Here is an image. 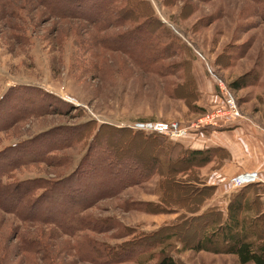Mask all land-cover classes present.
<instances>
[{
  "label": "rangeland",
  "instance_id": "1",
  "mask_svg": "<svg viewBox=\"0 0 264 264\" xmlns=\"http://www.w3.org/2000/svg\"><path fill=\"white\" fill-rule=\"evenodd\" d=\"M51 1L66 10L65 17L40 0H0V166L16 150H34L1 182L42 178L54 189L71 190L67 195L80 201L75 185L63 186L60 179L87 153L114 145L134 157L126 166L145 172L137 175L138 182L122 185L119 166L105 165L102 174L112 169L118 176L111 183L97 180L99 186L89 195L98 189L104 195L81 214L93 228L75 235L52 223L54 214L23 222L0 206V264H157L163 247L177 264H238L234 255L191 247L211 226L210 214L198 216L209 209L219 216L240 191L230 179L246 172L264 177L257 154L259 133L264 136V0H140L149 6L150 17L130 9H83L90 0ZM94 1L102 7L104 0ZM145 47L154 60L143 65ZM218 83L232 96L235 109L226 107ZM237 115L233 121L246 127L235 136L244 163L223 170L227 151L221 143H207L203 132L230 130L216 127L228 121L214 120ZM150 121L187 127L185 138L161 137V145L176 143L177 150L186 151L203 140L202 149L213 151L210 160L195 159L191 163L196 165L178 172L174 183L151 175L147 170L153 168L158 137L132 128ZM213 178L219 182L215 191ZM81 182L89 189L90 181ZM253 188L264 200V184ZM0 197L37 214L64 210L54 201L32 206L3 192ZM21 234L39 240L35 250L23 247ZM162 236L165 245L157 247ZM137 237L141 248L149 247L147 255L152 253L144 262V257L127 255ZM89 242L96 244L97 260L88 257ZM207 247L220 250L215 240Z\"/></svg>",
  "mask_w": 264,
  "mask_h": 264
},
{
  "label": "trees",
  "instance_id": "2",
  "mask_svg": "<svg viewBox=\"0 0 264 264\" xmlns=\"http://www.w3.org/2000/svg\"><path fill=\"white\" fill-rule=\"evenodd\" d=\"M40 2L47 5L54 14L65 17L66 10H61L57 3L55 4L51 0H40ZM94 3V0L88 1L86 6H89V8L84 6L83 9L85 8L89 10L92 8L93 10H100L103 7L105 9L112 7L113 11H117L118 9H130V11L135 15H143V17L152 16L151 10L145 1L144 3L142 1L141 3L140 0H104L102 7L99 5L94 6ZM91 14L94 13L90 12L89 15ZM94 17H97V15L95 14ZM145 50H147V52L144 51L143 53H146L147 55L143 54L142 59H140L141 64L143 65H146L148 62L154 60L152 53L149 52L151 48L145 47ZM161 56H164V54ZM232 85L234 87L237 86L236 83H232ZM132 134H138L142 136V133L139 132H132ZM143 135L144 136L142 137L145 139L150 137L148 135L145 136V134ZM155 136L158 137L156 139L159 145L153 149L155 150L153 168L147 171L148 173L150 172L151 175L155 173L163 179L170 180L173 183L175 180H177L174 176H176L178 172L189 170L196 165L191 162L197 158H201L203 160L202 162L208 161L211 158L210 155L213 153L211 149H191L186 151L177 150L176 143L170 145V142L169 147H167V145L163 146L161 145V137L164 136L159 134H156ZM102 143L104 144V141H102ZM114 147L116 148L115 145ZM115 148L113 150H110L109 148H106L107 150H105L103 148L104 150H97L93 155L87 153L80 160L74 171L60 179H64L65 181L63 186L70 184L75 185L74 194H77V197H83V199L81 198L80 201L73 200V198L70 197V195H72L71 190L65 191L61 187L54 189L55 187H51V183L42 180V178L31 179L28 181L21 180L2 183L1 177L5 176L7 172H11L17 167L19 163L24 162L26 157L29 159L31 156L30 154L32 151L34 152V150H16L12 152V155L5 157V164L0 166V192L13 197L17 196L20 199V202L30 201V204L33 203L32 206L37 204L35 202L42 200L46 201L45 203L47 205L54 201V204L60 205V208H63L64 210L61 212L58 210V214H56V209L49 211L50 208H47L46 211L43 209L41 213L37 214L34 213L35 210L32 208L28 207L25 209L22 207V205L16 203L13 199L8 197H0V206L3 207V209L7 212H14L20 218V220H23V222H34L39 220L40 217L43 218V216L54 214V219H52L51 222L55 223L63 233L68 235H75L82 230L92 229L93 222L81 217V214L82 209L88 207L89 204L93 202V200L95 201L104 195L101 192L102 190L99 189L97 191H93L92 195H89L92 189H94L95 185H97L98 182H101L97 180L105 179L111 183V181H114L118 174H120L119 176L123 178L120 183L122 185H131L138 182L136 178L137 175H141L145 172L137 167L126 166L131 165L130 162L134 159V157L130 156L127 151L121 153L120 150H116ZM17 160H20L21 162H16ZM45 160L50 159L46 158ZM181 164L187 165L186 167L184 166L181 168ZM105 165L112 167L113 170L117 168L116 166H119L117 169L118 171H116L118 174L115 173L116 175H113L114 173L112 169L106 174H102L106 171L103 169ZM130 173L133 174L130 175ZM133 176L135 177L133 178ZM84 178L85 180L90 181V185H88L89 189H87L86 185L81 182ZM38 182H43L45 185L37 184ZM184 187L185 186H182V188ZM39 189H41L40 192H38ZM254 190L255 189L253 188V185H249L242 188L238 193L234 194V198L228 201L225 214L220 210L221 214L218 216L217 214H212L213 210L209 209L203 214L199 215L198 217L200 218H206L204 216L210 214V220L208 222H211V226H208L209 229L205 228L206 230L203 233L202 239H200L196 245L192 246L191 249L196 251L207 250L216 253L223 252L231 254L236 257L238 264H264V200L261 198V192H254ZM201 191V189L192 190V192L196 195H200ZM69 192L70 195L68 196L67 193ZM250 193L254 194V198H250ZM90 196L92 197L90 198ZM87 197L90 198L89 201ZM79 202L81 203L79 204ZM252 212L255 213L253 217L251 216ZM218 220L220 222L217 224ZM141 235L142 238L147 236V234ZM17 236L20 238V243L23 245V247H25V249L35 250L36 243L38 244L39 242L38 239H29L23 234ZM142 238L137 237V239L133 241L134 244L127 251V255L138 260L144 257V259L140 260L144 262L151 257L152 253L147 255L149 247L146 243L144 244V249L140 247L139 242L137 241L141 240ZM165 239L166 238L163 236L159 237V239L155 241L156 246L158 247L159 245H165ZM214 240L220 244V250L217 248L212 249L207 247V245L209 246V242H214ZM88 246L90 247L87 251L88 257L93 256V258L96 260L98 257H101L99 252L94 249L96 244L89 242ZM165 253L166 251L164 250V247L158 251L157 254L159 258L157 259V264H177L176 261H174L170 256H167ZM107 254L110 256L112 255L109 252ZM107 260L110 259L107 258Z\"/></svg>",
  "mask_w": 264,
  "mask_h": 264
},
{
  "label": "crops",
  "instance_id": "3",
  "mask_svg": "<svg viewBox=\"0 0 264 264\" xmlns=\"http://www.w3.org/2000/svg\"><path fill=\"white\" fill-rule=\"evenodd\" d=\"M236 125H239L238 121H231V122H225V123L221 121L220 124L217 125L216 127H224L230 130L223 129L221 132L215 130V131H211L209 134L208 133L204 134L203 132V135L205 139L207 140V143L208 142L216 143V144L221 143L218 145H223L224 149L227 151L228 155L225 156L224 162L221 166V169L223 170L224 169L228 170V169H232L233 167L243 166V163H244L242 152H238V150H241V147L239 146V143L235 140V136L238 134L237 129L240 131L243 128L245 129L246 127L240 126V125L239 127H237ZM260 133H259V150H257V154L259 156V170H262L264 172V136L262 133L261 134ZM201 137L199 136L198 140L201 141L200 139ZM201 143L195 142L196 146H193V148L202 149ZM252 168L254 167H251L250 169ZM216 182L217 180L215 178H213V181L210 182V184L214 185L213 187L214 191H215V185L219 183V182L218 183ZM225 210H226V206L224 205L223 213H225Z\"/></svg>",
  "mask_w": 264,
  "mask_h": 264
},
{
  "label": "built area",
  "instance_id": "4",
  "mask_svg": "<svg viewBox=\"0 0 264 264\" xmlns=\"http://www.w3.org/2000/svg\"><path fill=\"white\" fill-rule=\"evenodd\" d=\"M196 54L199 57H202L199 54V52H196ZM218 86L225 91L224 94L221 93V97L224 98V103L226 107L228 108V110L235 109V102L232 96L230 95V93L225 90L226 89L225 86L219 83H218ZM238 118H239V115L229 116V117L223 116L219 120H214V121L217 122V121H221L222 119H224L225 121L231 122L233 120H237ZM214 123L210 122V124H214ZM132 128L146 132V133L159 134L169 139H175V140L185 138L189 134L187 127H183L177 124H169L167 122H159V121L139 123L135 127H132ZM245 174L249 176V178H247L246 181H243L241 179L243 175H240V174L230 179L232 188H234L235 190H241L242 188L249 186V185L258 184V183L264 184V177H262L260 174L256 172L254 173L246 172Z\"/></svg>",
  "mask_w": 264,
  "mask_h": 264
},
{
  "label": "bare ground",
  "instance_id": "5",
  "mask_svg": "<svg viewBox=\"0 0 264 264\" xmlns=\"http://www.w3.org/2000/svg\"><path fill=\"white\" fill-rule=\"evenodd\" d=\"M246 177H249L248 175H243L242 178H246Z\"/></svg>",
  "mask_w": 264,
  "mask_h": 264
}]
</instances>
